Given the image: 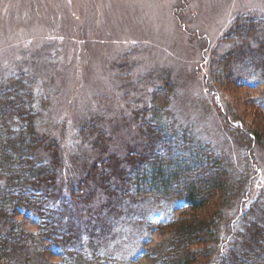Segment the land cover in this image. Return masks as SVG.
Here are the masks:
<instances>
[{
	"label": "rangeland",
	"instance_id": "374dc122",
	"mask_svg": "<svg viewBox=\"0 0 264 264\" xmlns=\"http://www.w3.org/2000/svg\"><path fill=\"white\" fill-rule=\"evenodd\" d=\"M246 15L264 22V0H0V89L25 78L29 90L51 97L48 131L53 128L62 141L64 173L73 178L83 170L78 158L88 155L79 129L91 127L92 119L101 121L110 151L121 158L151 153L154 142L138 110L151 94L166 91L173 95L168 102L173 119L212 143L235 172L249 162L252 190L264 191V151L242 134L264 129L257 104L264 97V26L257 32L253 26L249 39L241 36L248 40L239 47L246 62L237 75L247 86L238 85L230 65L226 70L221 62L237 44L227 36L241 19L248 23ZM139 162L123 163L131 170ZM95 187L85 199L98 203L104 195ZM176 206L131 198L117 208L112 204L100 217L102 227L96 222L95 244L126 264L149 262L136 257L143 249L160 250L170 228L154 225L176 213ZM60 260L49 255L51 263ZM201 260L196 264L210 262ZM0 264L10 263L0 259Z\"/></svg>",
	"mask_w": 264,
	"mask_h": 264
},
{
	"label": "trees",
	"instance_id": "16d2710c",
	"mask_svg": "<svg viewBox=\"0 0 264 264\" xmlns=\"http://www.w3.org/2000/svg\"><path fill=\"white\" fill-rule=\"evenodd\" d=\"M244 18L248 23L241 19L227 36L236 38L237 44L221 62L225 69L230 65L238 85L247 86L248 81L237 75V67L246 62L239 47H247L252 27L257 32L264 22L257 16ZM244 33L247 39L241 37ZM23 80L17 78L0 89V259L10 264H54L49 261L52 254L60 264H126L97 248L95 227L106 208L112 204L117 208L131 198L177 203L176 214L154 225L170 228L160 250L143 249L136 261L148 257L143 264H196L201 259L209 264H264V191L252 190L249 162L235 172L192 126L178 124L168 104L173 95L154 92L138 110L142 127L154 142L151 153L123 159L110 151L99 119L88 121L96 127L81 126L79 143L88 155L78 158L83 170L73 178L64 173L62 141L53 128L48 131L51 97L29 90V81ZM257 104L264 111V97ZM242 134L264 151V129ZM135 158L140 162L128 170L124 164ZM92 186L103 191L98 203L85 199ZM246 195L248 200L242 203ZM19 215L37 230L25 227Z\"/></svg>",
	"mask_w": 264,
	"mask_h": 264
}]
</instances>
